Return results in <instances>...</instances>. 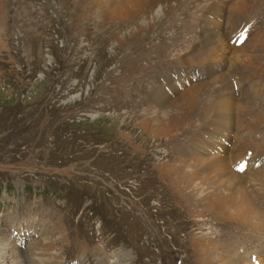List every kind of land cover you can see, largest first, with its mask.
I'll list each match as a JSON object with an SVG mask.
<instances>
[{"label": "rangeland", "instance_id": "1", "mask_svg": "<svg viewBox=\"0 0 264 264\" xmlns=\"http://www.w3.org/2000/svg\"><path fill=\"white\" fill-rule=\"evenodd\" d=\"M184 2L154 27L121 40V27L104 23L87 0H0V233L23 250L35 239L57 238L60 220L66 239L56 243L63 258L56 264L77 258L75 264L110 263L98 247L121 252L122 263L115 255L113 264H201L193 241L198 222L154 167L165 153L185 148L196 127L170 142L149 137L139 125L153 110L160 112L152 91L162 75L177 69V82L184 83L195 71H207L194 51L201 43L199 4ZM251 24L247 39L264 29V3ZM114 32L120 44L112 41ZM258 77L249 79L255 114L264 100V72ZM256 134L264 158V132ZM224 147H207V155ZM262 167L245 184L249 194L264 186ZM260 194L249 198L264 222ZM208 219L199 225L218 244L226 242L229 257L264 264V229ZM25 262L40 264L33 255Z\"/></svg>", "mask_w": 264, "mask_h": 264}, {"label": "bare ground", "instance_id": "2", "mask_svg": "<svg viewBox=\"0 0 264 264\" xmlns=\"http://www.w3.org/2000/svg\"><path fill=\"white\" fill-rule=\"evenodd\" d=\"M184 1L190 0H87V7L92 8L94 14L99 12L104 23L121 27L120 38L125 40L128 36L135 37L143 30L154 27ZM196 1L203 24L200 27L201 34L198 33L201 43L194 51L198 63L205 64L207 71L205 74L196 71L194 75L190 73L191 76L184 83L177 82L181 80L177 69L162 75L160 85L152 91V102L161 108L160 112L153 110L154 114L144 117L139 125L149 137L164 141L188 134L191 125L196 127L185 148L173 155L165 153L164 157L155 162L154 167L171 190L172 196L176 197V202L183 205L198 222L200 230L197 229L199 231L195 233L193 241L200 249V263L242 264L240 257H229L224 247L226 242L224 246L218 244L212 235L214 233L205 231V226H200L199 222L206 225L208 218L221 219L264 229L261 219L263 213L253 206L251 198L255 194L263 193L264 186H256L257 192L253 194H249L245 186L252 174H255V169L264 164L263 146L255 139L256 133L262 130L264 132V100H261L259 114H255L256 106L252 104L258 100L251 101L256 89L249 80L259 78L260 73L264 72V64L261 63H264V56L260 54L264 51V29L247 39L250 30L255 28L251 24L254 11L258 5L263 8L264 0ZM131 27L134 29L133 33L128 31ZM190 27L189 24V29ZM119 36L118 32H114L112 41L120 44L121 40L116 39ZM187 57L184 58L186 63ZM253 64H257V68L249 75L248 70ZM186 80L190 83L180 88L178 85H185ZM235 85L238 86L237 91L234 90ZM250 87L249 94L247 91ZM205 93L207 97L203 98ZM242 98L246 103L243 113L238 109V102ZM249 104L251 106L248 108ZM224 135L227 137L222 139ZM124 137L132 142L133 138L125 134ZM224 140L226 141L223 142ZM216 144L225 145L221 154L207 155V147ZM141 147L135 146L137 151H142ZM258 173L264 183V168ZM252 181L255 182L253 179ZM208 213H215L217 218L210 217ZM57 226L60 228L57 238L46 241L51 237L49 235L43 239H35L25 250L0 233V264H27L25 257L31 258L32 255L39 259L40 264L62 262L63 258L56 243L64 241L66 235L60 220ZM122 253L124 257L129 256L126 250H122ZM97 254L106 258L110 262L108 264L115 263V255H120V262L123 260L121 252H107L104 247H98ZM75 263H79L78 258L72 263L67 260L62 264Z\"/></svg>", "mask_w": 264, "mask_h": 264}]
</instances>
